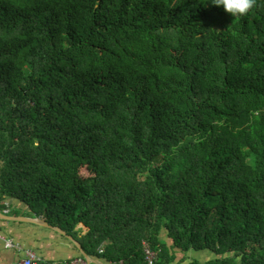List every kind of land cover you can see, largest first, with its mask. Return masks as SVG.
<instances>
[{
  "label": "trees",
  "instance_id": "trees-1",
  "mask_svg": "<svg viewBox=\"0 0 264 264\" xmlns=\"http://www.w3.org/2000/svg\"><path fill=\"white\" fill-rule=\"evenodd\" d=\"M9 199L110 262L264 264V0H0Z\"/></svg>",
  "mask_w": 264,
  "mask_h": 264
},
{
  "label": "crops",
  "instance_id": "crops-1",
  "mask_svg": "<svg viewBox=\"0 0 264 264\" xmlns=\"http://www.w3.org/2000/svg\"><path fill=\"white\" fill-rule=\"evenodd\" d=\"M1 213L7 216L18 218L17 220L0 219V229L8 239L14 240L17 245L15 248H7L6 243L0 240V264H16L18 260L25 256L27 249H32L40 258L41 263L45 264H63L68 263L80 255L77 248L63 235L56 231L23 221L21 218L38 219L42 216L32 213L20 200L9 199L2 205ZM44 220V219H43ZM82 228V227H79ZM83 231H85L83 229ZM169 246H172V240L166 239ZM176 259L173 264H191L195 260L207 262L213 258V253L203 251L182 252L174 249ZM92 261L88 264H113L105 258L98 255L90 256Z\"/></svg>",
  "mask_w": 264,
  "mask_h": 264
},
{
  "label": "built area",
  "instance_id": "built-area-1",
  "mask_svg": "<svg viewBox=\"0 0 264 264\" xmlns=\"http://www.w3.org/2000/svg\"><path fill=\"white\" fill-rule=\"evenodd\" d=\"M0 240L6 243L7 248H15L17 245L15 244L14 240L8 239L7 236L0 232ZM145 247V254H146V262L147 264H155L158 260V252H156L149 242L144 243ZM16 264H41L40 258L37 256L36 252L32 249H27L25 251V256L18 260ZM63 264H88L86 259L83 258L82 255H79L75 259L71 260L68 263ZM113 264H124V262H114Z\"/></svg>",
  "mask_w": 264,
  "mask_h": 264
},
{
  "label": "clouds",
  "instance_id": "clouds-1",
  "mask_svg": "<svg viewBox=\"0 0 264 264\" xmlns=\"http://www.w3.org/2000/svg\"><path fill=\"white\" fill-rule=\"evenodd\" d=\"M212 5L222 7L231 16H244L254 6L256 0H210Z\"/></svg>",
  "mask_w": 264,
  "mask_h": 264
},
{
  "label": "water",
  "instance_id": "water-1",
  "mask_svg": "<svg viewBox=\"0 0 264 264\" xmlns=\"http://www.w3.org/2000/svg\"><path fill=\"white\" fill-rule=\"evenodd\" d=\"M0 219L17 220L18 218L10 217V216H7L4 213L0 212ZM21 219L23 221L32 222L34 224L43 226L45 228L52 229V230L56 231L57 233L63 235L64 237H66L77 248V250L80 252V255H82L83 258L86 259L87 262H91L92 261L91 257L86 253V251L83 250V247H82L81 243L79 241H77L76 239H74L72 236L67 235V233L64 230H62L61 228L51 226L46 221H44L42 218L41 219L40 218H38V219H36V218H34V219H32V218L31 219L21 218Z\"/></svg>",
  "mask_w": 264,
  "mask_h": 264
},
{
  "label": "rangeland",
  "instance_id": "rangeland-1",
  "mask_svg": "<svg viewBox=\"0 0 264 264\" xmlns=\"http://www.w3.org/2000/svg\"><path fill=\"white\" fill-rule=\"evenodd\" d=\"M79 227H83V226L81 225V226H79ZM199 254H200V255H198V256H200V257H201L203 253H202V252H200Z\"/></svg>",
  "mask_w": 264,
  "mask_h": 264
}]
</instances>
